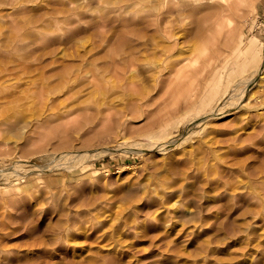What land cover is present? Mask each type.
<instances>
[{"label": "rangeland", "instance_id": "1", "mask_svg": "<svg viewBox=\"0 0 264 264\" xmlns=\"http://www.w3.org/2000/svg\"><path fill=\"white\" fill-rule=\"evenodd\" d=\"M179 1L0 0V180L19 186L0 183V264H264V78L184 135L180 121L226 70L219 55L264 58V0L208 30L198 25L221 12L218 0ZM163 30L182 61L159 70ZM135 41L138 66L119 79L106 62ZM59 76L63 91L36 96ZM146 90L132 112L144 119L116 125ZM171 113L168 133L154 135ZM172 139L163 150L112 148ZM44 145L52 181L9 171Z\"/></svg>", "mask_w": 264, "mask_h": 264}, {"label": "bare ground", "instance_id": "2", "mask_svg": "<svg viewBox=\"0 0 264 264\" xmlns=\"http://www.w3.org/2000/svg\"><path fill=\"white\" fill-rule=\"evenodd\" d=\"M193 2L192 0H180L179 2L176 3V5L179 7L181 5H186L188 3H191ZM218 4H219V7L221 8V12H217V16L214 17L213 20H207V18L203 20H200V23L198 25L199 29H204V30H208L209 28L212 27L213 24L215 23H218L220 24V21L224 20L227 22H229L231 20L230 16L231 13L235 10V11H238L239 13L240 12H243V4L245 5L247 2L251 3L253 2V0H218ZM171 7V6H170ZM180 8V7H179ZM213 12V11H212ZM171 13V10L169 11V14L168 16L170 15ZM164 17V21L166 20V15L163 16ZM233 20V19H232ZM168 21H170V19H168ZM161 33V38L159 37V40L157 41L156 39V44H161L162 43V47L164 49L163 53H165L164 56H159L160 60L161 61H165L166 59L168 60V63L165 62L163 63L162 65H158L159 67V70H163L165 68H169V64L170 62H173L172 65H177V64H181V59H176L174 58L175 56H173V47L180 43L177 38H172L173 34L171 33V31H166V30H163V31H160ZM136 43V45H135ZM134 44H130V47H128L126 49H121L120 50H125L123 52L120 51V54L121 55L122 53H126L125 56H121L120 58L116 59H111L110 62H106V70L108 69L109 71H111L112 69H115L117 70V76H119V79H122V78H126L127 75L129 74V71L133 72L132 70L134 69L135 66H138L137 65V62H138V58H133L132 57V54L135 53L137 51V49L139 48V45H142L140 44L138 41H135ZM138 43V44H137ZM128 44V43H127ZM125 46V44H124ZM128 46V45H127ZM155 46V45H154ZM240 46L241 47V44L240 42H237L236 44V47ZM120 47V46H119ZM118 47V49H119ZM137 47V48H136ZM162 47H161V51H162ZM119 51V50H118ZM175 51V50H174ZM234 53V52H233ZM240 54H236L235 56H233L230 60L228 59H224L223 57H221L219 55L216 56L218 57V61L219 63L217 65H220L222 64L224 67H227L225 71H222V73L218 72L217 76L215 77L216 80L213 81V83H210L208 89L205 91L204 95L200 98V99H197V101L195 100H191L189 99V101L187 103V106H186V110H192L194 111L193 113H191L192 115L190 116V118H187V119H181L180 121H182V134L181 135H184L185 133H188L190 132L193 127H198V125L200 124H196L198 123L199 121H205L207 118H209L210 116H216V115H219V114H225L226 111H227V103H231L232 100V103L237 101L236 102V105L242 103L243 99H244V96L245 94L248 92V90L250 89V87H252L255 83V78L256 77H260V78H264V74H261V73H264L263 70H264V58L262 57V59L260 58L259 59V52L258 50L256 49H252L251 50V53H249L247 55V59L248 60H245L241 57H239ZM181 57V56H180ZM145 58V57H144ZM146 58L148 59L149 57L146 56ZM178 58V57H177ZM140 60V59H139ZM143 60V59H142ZM147 61V60H146ZM148 62V61H147ZM153 62V61H151ZM213 62V61H212ZM149 63V62H148ZM211 63V62H210ZM105 64V63H104ZM103 64V65H104ZM216 65V66H217ZM183 66V65H182ZM104 68V67H103ZM104 68V70H105ZM136 68V67H135ZM98 69V68H97ZM102 71V69L100 70ZM99 71V72H100ZM66 72H69V71H66ZM95 72V71H94ZM93 72V73H94ZM98 72V71H97ZM96 72V73H97ZM130 72V73H131ZM71 73V72H70ZM128 73V74H127ZM62 74V73H61ZM73 74V73H72ZM95 74V73H94ZM93 74V75H94ZM65 75V73L63 74ZM66 75H69V73H67ZM71 75V74H70ZM98 75V74H97ZM95 76L98 78V76ZM62 76V75H61ZM60 77V76H59ZM69 77V76H68ZM62 77H60V81H56L57 83L53 84V86L49 87L48 88H42L41 85H40V90L38 92H35L36 93V96L40 97L42 100L43 99H49L50 98V93L54 90V88H58V92H59V86H62L61 87V90L63 91V85L66 86V84L68 83V78L66 79L65 77V80H61ZM129 78V77H128ZM59 80V79H57ZM71 79L69 78V81ZM54 82V81H53ZM133 82V81H132ZM50 84V82H48ZM69 86V85H68ZM71 86V85H70ZM39 88V86H38ZM37 89V88H36ZM55 91V92H57ZM137 91V92H136ZM135 92L138 93V96L140 95L138 92V90H136ZM144 91V90H143ZM54 92V93H55ZM150 94L148 92V90H146L144 92V94H142L143 92H141V99L143 100L144 98L147 99V93ZM33 93V92H32ZM132 92L129 94L131 95ZM135 95V94H132L131 97ZM31 96V95H30ZM53 96V95H51ZM137 96V94H136ZM35 97V96H34ZM149 97H151L149 95ZM52 98V97H51ZM152 98V97H151ZM150 98V99H151ZM192 98H195V97H192ZM131 98L128 97L127 100H129ZM140 99V98H139ZM138 97H137V100L133 98L134 102L138 101L139 100ZM140 100L137 102V106L135 105H128V106H125L124 104V107L122 106V109L121 111H119L121 113V119L118 121V124H121L123 126V124L125 125L129 120L130 118H132L131 116H134V117H138L139 115H142L143 116V119H144V114L142 113H138V115H134L136 112H133V111H136V110H142L143 109V104H145L146 106V102L149 101V100ZM40 100V99H39ZM107 100V99H106ZM123 100V99H122ZM178 99H176V103L180 102L177 101ZM191 100V101H190ZM226 100V102H224ZM46 101V100H44ZM102 101V100H101ZM105 101V100H103ZM230 101V102H228ZM47 102V101H46ZM107 102V101H106ZM105 102V103H106ZM131 103H134L133 101L130 100ZM263 102V101H262ZM99 103V102H97ZM101 103V102H100ZM121 103V101H120ZM125 103V101H124ZM129 103V102H127ZM185 103V102H183ZM183 104V105H186ZM103 103H101L102 105ZM107 104V103H106ZM109 104V102H108ZM235 104V103H233ZM232 104V105H233ZM100 105V106H101ZM149 104H147L148 106ZM242 105H245L244 103ZM262 105V104H261ZM97 106V105H95ZM121 106V105H120ZM41 106H38L37 108L40 109ZM98 107H99V104H98ZM97 107V108H98ZM110 107V106H109ZM178 107V106H177ZM96 108V109H97ZM179 108V107H178ZM100 109V108H99ZM107 109V108H106ZM109 109V108H108ZM176 109V108H175ZM144 110V109H143ZM39 111V110H38ZM68 111V110H67ZM100 111V110H99ZM103 111V110H102ZM146 111V110H145ZM96 112V111H95ZM134 114H133V113ZM142 112V111H141ZM148 112V111H146ZM145 112V114H146ZM177 112H178V109H177ZM184 112V111H183ZM174 113V112H173ZM104 114L105 115V112H102L101 115ZM99 115V114H98ZM168 115V114H167ZM177 115V114H176ZM180 115V114H179ZM242 115H245L244 113ZM34 116V115H33ZM95 116V113L94 115ZM35 117V116H34ZM165 117V116H164ZM163 117L164 120H161L160 121V118L157 117L160 121H158V126L156 124L157 127H155L154 129H150L151 132H155L154 135L156 136H160L162 134H166L168 133V130H169V124L167 125L166 124V121H169V120H172L173 115L171 113L170 116H167L166 119ZM41 118V117H40ZM35 119L37 121L41 120V119ZM107 118V117H106ZM110 118V117H109ZM150 118V117H148ZM98 119V118H97ZM102 119V117H101ZM104 120V119H103ZM155 120V119H154ZM157 121V120H156ZM165 121V122H164ZM153 122V121H152ZM155 122V121H154ZM156 123V122H155ZM153 123V124H155ZM165 123V124H164ZM201 123V122H200ZM28 125V123L26 124V126ZM31 124H29L30 126ZM128 126V125H127ZM115 127L116 126H113L111 127V130H115ZM117 128V127H116ZM200 128V126H199ZM110 130V131H111ZM119 133L121 132V129L120 130H117ZM150 132V134H152ZM115 133H116V130H115ZM118 133V134H119ZM184 133V134H183ZM111 134V133H110ZM117 134V133H116ZM120 143V144H119ZM172 146L173 145V139L172 140H169L167 143H143V142H140V141H127V140H121L120 142H118L114 147H112L113 149L116 147L118 149H122V150H134L136 151L137 153H143L145 150L147 149H160V150H163L165 149V147L167 146ZM28 147V146H25V148ZM30 147V146H29ZM39 147V146H38ZM37 147V148H38ZM110 147V146H109ZM21 148V147H20ZM53 148V147H52ZM24 149V148H23ZM31 149V147H30ZM36 149V148H34ZM32 150V149H31ZM30 150V151H31ZM38 150V149H37ZM46 150H48L47 146H41V148H39L38 150V153H35L34 154V157L33 159H30V160H23V159H19L18 161H15L14 164L12 165V168L9 170V171H17L18 174L20 175L19 176V179H24L25 177H29L31 176L32 174L34 176H31L28 180L26 179L25 181H31V180H34L36 179L37 181L40 182V178H43V181L44 182H49V181H52V179L50 178L51 175H48L47 172L50 167L51 164L47 165L43 162L44 161H47V159L49 158H45V155L46 153H49V152H46V153H43L45 152ZM34 151V150H33ZM61 152V151H60ZM52 153V152H50ZM65 155L66 154H69V157H71V160H78V159H82V156L85 155L86 153H73L72 151L71 152H65L64 153ZM49 155V154H48ZM29 156V155H28ZM51 156L53 155H50V158ZM47 157V155H46ZM28 158V157H27ZM44 158V159H43ZM84 159V158H83ZM48 163V162H47ZM45 165V166H44ZM210 167L208 166V169ZM211 169V168H210ZM1 170H5L4 168L0 169ZM6 171V170H5ZM2 179L0 180V183L1 184H6L7 185H10V184H14V183H10L11 181H9L8 179H5L7 177H1ZM14 187L18 186L16 184L13 185ZM19 187V186H18ZM13 190V189H12ZM17 190V189H16ZM9 192V191H6V193ZM193 213V212H192ZM193 215V214H192ZM207 219V218H206Z\"/></svg>", "mask_w": 264, "mask_h": 264}]
</instances>
